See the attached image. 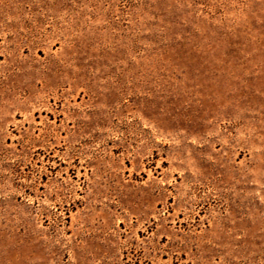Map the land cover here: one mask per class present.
Returning <instances> with one entry per match:
<instances>
[{"label":"rangeland","instance_id":"1","mask_svg":"<svg viewBox=\"0 0 264 264\" xmlns=\"http://www.w3.org/2000/svg\"><path fill=\"white\" fill-rule=\"evenodd\" d=\"M0 264H264V0H0Z\"/></svg>","mask_w":264,"mask_h":264}]
</instances>
